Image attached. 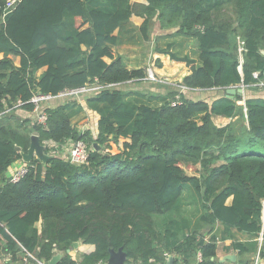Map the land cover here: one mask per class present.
Here are the masks:
<instances>
[{"label": "trees", "instance_id": "1", "mask_svg": "<svg viewBox=\"0 0 264 264\" xmlns=\"http://www.w3.org/2000/svg\"><path fill=\"white\" fill-rule=\"evenodd\" d=\"M5 1L0 0V253L17 263L26 249L48 263L81 240L95 251L81 260L67 253L58 264H103L109 249L120 247L126 264H165L167 253L176 256L175 264H226L217 256V235L207 241L194 228L180 239V226L171 235L157 226L155 217L176 210L191 184L201 200L197 224L207 233L223 226L221 239H232L236 264H254L257 253L264 264V98L246 99V114L237 104L240 93L209 102L211 97L193 99L173 90L152 105L139 92L121 89L147 74L129 69L113 49L119 43L115 31L132 15L145 17V37L156 18L162 29L193 38L198 48L200 65L191 67L180 86L216 94L238 85L257 87L264 82V0H21L2 21ZM84 85L101 86L85 96L99 117L95 134L72 124L82 110L77 100L46 103L45 127L8 114L32 112L35 94L58 95ZM214 114H241L248 126L218 127ZM33 133L44 144L82 139L101 148H92L83 165L55 154L46 163L34 158L19 182H9L5 174L27 152ZM236 232L252 240H239Z\"/></svg>", "mask_w": 264, "mask_h": 264}, {"label": "crops", "instance_id": "2", "mask_svg": "<svg viewBox=\"0 0 264 264\" xmlns=\"http://www.w3.org/2000/svg\"><path fill=\"white\" fill-rule=\"evenodd\" d=\"M132 2L142 4L149 3L148 0H132ZM144 21L145 17L132 15V17L127 23H125L123 26H121L115 31L114 34L118 37L119 43L113 49L117 52L119 56H121L124 64L129 69L143 68L147 70V68L152 66L154 62L155 64L156 62H159L160 66L155 69V73L162 80V83H166L167 79L182 82L183 79L191 73V67L193 65H200L199 52L197 46L195 45L194 39L182 33L176 32L175 29H162L156 18L152 20V24L147 32V37H145V35L140 29ZM161 50H164V52H162ZM169 52L177 54L178 56H187L191 60H193V63L188 64L184 61L175 60L171 57ZM3 57L4 54L0 53V59ZM107 61L110 60L107 59ZM16 64L19 65V59L17 60ZM151 81L152 80L144 78L141 81L138 80L125 83L122 85L125 88L121 89L131 90L132 92H139L140 94H142L141 98L152 105H156L157 103L161 104V100H157V97L161 96L162 98H167L170 92L173 90H171L168 86L162 84L157 85ZM236 87H244V93L242 96L243 98L237 101V104L242 107V111L244 112V114H246L247 109L246 99L259 97L264 98V89L258 87L248 88L243 85H238ZM208 91H210L211 94L202 93L204 91L185 92V94L193 99H198L200 97L207 96L211 97L207 99L209 102H212L213 100L219 97L225 96L222 95L220 92L216 94L215 91ZM66 99L77 100V103L80 104L82 107V110L76 112V114L72 117V124L75 125L82 132L90 131L92 134H95L97 132L96 124L99 117L98 114L88 108L85 96L80 98L58 97L53 99L48 104L51 103L50 106H55L59 103L66 102ZM90 119H92L93 124L89 123ZM212 119L218 127H226L232 123L239 124L240 122L248 126L247 119L241 117V114H236L232 117L214 114L212 116ZM21 161L22 159L12 164L7 170L5 176L8 177L11 169L13 167L19 166ZM187 174L197 175L196 173ZM229 202H231V198L229 199L228 203ZM201 213L202 208L200 197L196 190H194L193 186L191 184H188L184 189L180 206L172 212L157 215L155 217V220L159 229H161L162 231H165L166 229L169 230V235L173 234L176 231V228L180 226L181 229L179 230V232L177 231L180 239H183L185 235H189L194 228H198L200 233L205 236V239L207 241L209 240L211 235L215 234L219 238L217 244V256L219 262L220 259L227 254H236L238 260L237 252L229 249V246L232 244V239H221L223 230V226L221 224H217L214 230L210 233H207L206 227L197 224L198 218ZM188 225H190V227H188ZM236 236L239 240H242L244 242L252 240V238L246 234H240L236 232ZM170 241L173 242L174 239L171 237ZM95 249L96 247L93 244L81 243L79 247L77 249H73L70 254L74 260H81L83 254L92 253L95 251ZM170 256H172L174 259L176 258L175 255L167 253V259L165 264H167V260ZM257 256H259L258 253L256 256L252 257V259L254 260V264L257 259ZM8 258V255L0 254V264H10L11 261L8 260ZM236 262L237 261L233 262L227 260L221 263L236 264ZM12 264L16 263L12 262Z\"/></svg>", "mask_w": 264, "mask_h": 264}, {"label": "built area", "instance_id": "3", "mask_svg": "<svg viewBox=\"0 0 264 264\" xmlns=\"http://www.w3.org/2000/svg\"><path fill=\"white\" fill-rule=\"evenodd\" d=\"M21 0H6L5 4L3 6V13L1 16L2 21L5 20L6 16L17 6V4ZM239 53L241 57V61H243V52H244V42L240 40L239 42ZM242 67V64H240V68ZM259 75L258 72H254V76L257 77ZM149 80H156V76L154 74V71L152 69H149L147 72L146 77ZM257 85L264 86V82H259ZM101 86L98 85H84L78 88H72V89H65L62 92H60L58 95H52V94H43L38 93L33 96L31 99V102L34 104V114L37 117L36 122L42 126L47 125L48 115L45 110V104L51 102L53 99L61 97H75L80 98L83 96H86L98 89H100ZM182 88L185 90L186 87L182 86ZM179 101V95L177 96L175 101H172V104H176ZM47 145V148H49V155L55 154L63 156L69 161L75 165H83L87 164L89 161L90 152L92 150V145L90 146L86 141L80 139V140H69L68 142L64 144H59L54 141H47L45 142ZM29 162L21 161L19 166L13 167L10 171V174L8 177H6L9 182H19L29 171ZM263 208H264V202H263ZM24 257L20 262H17L16 264H31V262H36L39 264H48L43 263L42 261L38 260L35 256L30 254L26 249H22ZM8 260L11 261V256L8 255ZM202 254L198 253V261H201ZM259 256H257V259L255 261V264L259 263ZM103 264H107L103 263Z\"/></svg>", "mask_w": 264, "mask_h": 264}, {"label": "water", "instance_id": "4", "mask_svg": "<svg viewBox=\"0 0 264 264\" xmlns=\"http://www.w3.org/2000/svg\"><path fill=\"white\" fill-rule=\"evenodd\" d=\"M264 53V50H262ZM244 91L243 88L232 87L226 90H221L220 93L222 95H226L230 98H234L236 93H242ZM93 149H100V145L97 142H94L92 145ZM18 151L21 150L20 146H16ZM47 145L42 143L40 136L37 133H33L30 136V145L27 152H22V160L25 162H31L34 158L40 159L43 163H46L50 160L51 155L46 152ZM82 243L81 240L73 242L72 246L67 250H59L57 251L53 257L48 261V264H58V262L62 259V257L71 253L73 249H77L79 245ZM128 260V255L123 247L115 250L113 248L109 249V257L107 260V264H126ZM227 260L237 261L236 254H227L223 258L220 259V262H225ZM167 264H174V258L170 256L167 260Z\"/></svg>", "mask_w": 264, "mask_h": 264}, {"label": "rangeland", "instance_id": "5", "mask_svg": "<svg viewBox=\"0 0 264 264\" xmlns=\"http://www.w3.org/2000/svg\"><path fill=\"white\" fill-rule=\"evenodd\" d=\"M240 61H241V57H240ZM242 62L243 61H241V63ZM159 66H160L159 62H156V64L154 62V64L152 66L148 67L147 70H145L146 72H148L149 69H152L154 71V74L156 76V80H152L151 82H153L154 84H157V85H161L162 84V85L168 86V87H170L171 90H180V91H184V92H193V91H190L189 89H186V88L184 90L182 88V86H180L181 82H177L175 80L167 79L166 80L167 84L166 83H162V80L155 73L156 72L155 69L158 68ZM126 87H129V86H126ZM257 87L261 88V89H264V86H257ZM121 88H125V87L121 86ZM243 89H244V87H243ZM246 90H247V88H246ZM202 93L211 94L210 91H204ZM243 93H244V91L241 93L242 96H243ZM58 100H60V99H58ZM246 113H247V109H246ZM8 114H15L16 116L20 117L21 119H23V118H32V121H34V122L37 120V117H36V115L34 114L33 111L32 112H28L26 110L17 109L15 111H10ZM90 121H92V119L89 120V123L93 124V121L92 122H90ZM187 173H194V171L187 170ZM10 264H12V262H10ZM31 264H32V262H31Z\"/></svg>", "mask_w": 264, "mask_h": 264}]
</instances>
